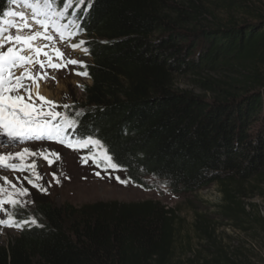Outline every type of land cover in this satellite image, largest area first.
I'll list each match as a JSON object with an SVG mask.
<instances>
[{"label":"trees","instance_id":"trees-1","mask_svg":"<svg viewBox=\"0 0 264 264\" xmlns=\"http://www.w3.org/2000/svg\"><path fill=\"white\" fill-rule=\"evenodd\" d=\"M207 3L251 10L242 0H52L63 13L55 22L85 37L91 58L82 103L75 115L65 109L76 121L67 136L98 139L143 189L217 186L218 219L248 231L264 225L248 201L250 193L264 197V15L218 20ZM20 4L0 0L4 34ZM184 75L213 95L177 85ZM23 212L14 210L21 231L8 244L0 231V264H246L241 246L226 244L202 213L200 247L179 256V218L158 201H41L42 225L23 224Z\"/></svg>","mask_w":264,"mask_h":264},{"label":"rangeland","instance_id":"rangeland-1","mask_svg":"<svg viewBox=\"0 0 264 264\" xmlns=\"http://www.w3.org/2000/svg\"><path fill=\"white\" fill-rule=\"evenodd\" d=\"M248 7L250 12H246L245 5L238 8H230L227 6H212L210 3V11L214 19L227 20L234 17L238 20L252 18V14L264 15V0H242ZM14 13L23 14L30 28H23L25 20L20 15L10 16L8 24L5 26V35L20 34L30 36L35 32H44L45 30L36 24V18L33 16V10L27 5H19L14 9ZM43 19V17H40ZM13 24L19 26L22 31H17ZM47 34L51 35V41L46 39H38L34 41L35 46L40 47L42 52H47L48 56L41 54L37 59L44 63L42 70L39 64L27 66L29 73L36 75L46 73L44 78H39L37 82H32L25 78L23 83L30 88L33 99L28 100L27 93L20 89L19 94L25 97V102L32 103L34 107L45 113L49 111L60 112L65 115L64 107L67 105L73 108L71 114L75 115L76 108L82 103L85 94L84 87L91 85L92 81L78 72H83V65L91 61V58L83 50L81 42L85 37H73L64 34L65 38L61 39L57 31L53 27L47 30ZM73 45L79 47L73 48ZM9 45L5 46L6 47ZM59 50L63 57L56 55ZM25 54L34 55V53L26 52ZM49 58L53 63L66 64L67 60L75 59L82 61L83 64H66L59 69L48 67ZM17 77L21 76L24 68H16L13 70ZM177 85L182 88L194 91L197 94L207 95L211 97V92H206L202 88L193 85L190 76H178ZM46 99L41 101L38 96ZM16 95L15 92L11 93ZM47 101H53L57 107L52 108ZM70 117V116H69ZM49 119V117H41ZM4 141V142H3ZM0 156H13L11 160H5L4 164L12 163L18 168L23 167L24 170L13 171L5 166H0V188L4 191L0 192V199L14 198L18 201L16 206L4 203L0 206V220H6L9 215H13L16 208L24 210L21 220L23 224L42 225L45 223L42 215L36 212L37 204L41 201H49L56 206L73 205L81 207L87 204H95L99 202H139L145 200L158 201L167 208L174 209L179 218V241L178 255H186L191 248H199L202 242L201 233L196 230L198 223L197 213L208 216L207 218L212 226V230L216 231L226 244L231 246H241L243 257H246V264H264V225L256 224L251 230H236L229 225L222 224L216 215L218 205L222 202V193L217 186L213 185L209 188L201 189L198 192L186 194H174L166 186L157 184L152 190L143 189L130 183H121L120 180H126V176L122 171L108 167L103 159L100 150L94 146L70 148L58 142L49 139H18L10 140L8 137H0ZM5 146V147H4ZM25 149H29L31 153H24ZM5 151V152H3ZM3 152V153H2ZM16 153H24L23 160L15 158ZM53 153H59V159H56ZM96 155L93 160L90 157ZM48 156L52 163L44 159ZM85 158L87 162H85ZM35 165V168L31 167ZM99 173V175H97ZM37 174L41 177L37 179ZM55 174V175H54ZM7 178V181L5 180ZM57 179L59 183H57ZM35 184L46 188L47 191H41ZM9 181L11 183H9ZM152 182V180H149ZM12 185H15L13 187ZM22 189H27L28 194H20ZM250 202L257 203L259 210L264 215V197L258 193H250L248 199ZM211 219V220H210ZM27 221V223H25ZM1 240L8 244L21 231L20 227L6 226L0 224Z\"/></svg>","mask_w":264,"mask_h":264},{"label":"snow or ice","instance_id":"snow-or-ice-1","mask_svg":"<svg viewBox=\"0 0 264 264\" xmlns=\"http://www.w3.org/2000/svg\"><path fill=\"white\" fill-rule=\"evenodd\" d=\"M15 3V0H12ZM25 3L28 7L33 10V16L36 18V24L40 25L45 31L42 32H35L30 36H24L20 34L12 35L4 34V30L0 29V135H4L8 137L10 140H18V139H42L45 136L49 140H53L54 142H58L61 144H65L67 147L76 148V147H88L94 146L100 150L103 159L106 161L108 167L113 169H117L119 166L113 162L112 156L108 153L107 149L101 144L98 139H94L92 136L82 137L79 140H75L73 142V138L67 136V132L70 129H74L76 126V121L72 120L66 114L62 115L60 112L49 111L47 113L38 110L37 107H34L32 103L25 102V97L20 95V89H23L27 95L28 100L31 101L33 99L32 93L30 88L26 86L23 81L25 78H28L32 82H37L39 78H44L47 74L40 73L36 75H32L28 71L29 65L34 63L39 64L40 68L43 70L45 65L44 63L40 62L37 57L41 54L48 56L47 52H42L40 47L35 46L34 41L38 39H46L51 41L53 37L47 34V30L50 27H54L59 34L61 39H64V26L58 25L55 22V17H59L63 15V13L59 10H53L52 8V0H25ZM9 16H17L20 15L22 20H25L23 24V28H30V25L26 22V18L23 14H18L14 12H9ZM43 17V19H40ZM13 27L17 28V31H22V29L13 24ZM72 34L68 33L70 37ZM83 43V42H81ZM9 45L6 47L5 46ZM73 48L79 47V45H73ZM87 52V49H84ZM26 52L34 53V55L25 54ZM56 55L63 57V54L56 51ZM83 64L82 61H77L75 59H70L66 61V64ZM66 64L60 63H53L51 58H49L48 67L53 69H59L61 67L66 66ZM86 67V65H84ZM16 68H24V72L21 76L17 77L14 73V69ZM77 75L87 76V72H78ZM15 92L16 95H12L11 93ZM38 98L41 101H44L46 98L43 96H39L37 93ZM47 103L52 107L55 108L57 105L53 101H47ZM64 107H68L65 105ZM49 117V119H43L41 117ZM62 120L63 123L59 121ZM24 153L34 154L31 153L29 149H25ZM24 153H16L15 158H19L23 160ZM56 159H59V153H53ZM13 156H0V166H5L10 170L17 171V170H24L23 167L18 168L17 165L12 163L4 164L5 160L13 159ZM91 159L95 160L96 155L90 157ZM44 159L48 160L49 163H52L51 159L48 156H45ZM88 158H85V162H87ZM31 167L35 168V165ZM55 175V174H54ZM99 175V173H97ZM41 177L37 174V179ZM121 183L127 184L128 180H120L119 177H116ZM7 181V178L5 177ZM9 183H11L9 181ZM29 183L33 184V187L40 188L41 191H47L46 188L41 187L40 185L35 184L33 181H29ZM57 183L59 180L57 179ZM15 187V185H12ZM4 191L0 188V192ZM20 194H28L27 189H22ZM4 203H8L12 206H16L18 201H16L12 197H8L5 199H0V206ZM9 218L6 220H0V224L6 226H15L20 227L19 224L15 223L12 220L10 214ZM27 223V221H25ZM31 223L35 224L36 221L32 220Z\"/></svg>","mask_w":264,"mask_h":264},{"label":"bare ground","instance_id":"bare-ground-1","mask_svg":"<svg viewBox=\"0 0 264 264\" xmlns=\"http://www.w3.org/2000/svg\"><path fill=\"white\" fill-rule=\"evenodd\" d=\"M0 137H5L4 135H0ZM4 142V141H3ZM1 146V145H0ZM5 147V146H4ZM1 149V148H0ZM3 152H5V151H3ZM2 152V153H3ZM0 155H4V154H0ZM9 156V155H8Z\"/></svg>","mask_w":264,"mask_h":264},{"label":"clouds","instance_id":"clouds-1","mask_svg":"<svg viewBox=\"0 0 264 264\" xmlns=\"http://www.w3.org/2000/svg\"><path fill=\"white\" fill-rule=\"evenodd\" d=\"M50 123H51V122H50ZM44 139L47 140L48 138L44 137ZM51 141H53V140H51ZM60 144H61V143H60ZM62 145H63V144H62ZM65 146H66V145H65Z\"/></svg>","mask_w":264,"mask_h":264}]
</instances>
